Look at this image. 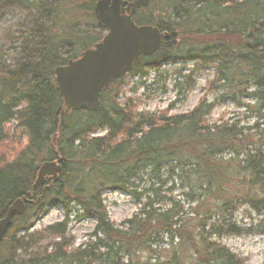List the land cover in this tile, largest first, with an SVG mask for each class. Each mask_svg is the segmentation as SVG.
I'll return each mask as SVG.
<instances>
[{
    "label": "trees",
    "instance_id": "obj_1",
    "mask_svg": "<svg viewBox=\"0 0 264 264\" xmlns=\"http://www.w3.org/2000/svg\"><path fill=\"white\" fill-rule=\"evenodd\" d=\"M167 1L162 25L135 16L136 24L169 37L130 74L149 89L163 79L162 60L190 62L195 69L173 83L179 93L194 86V74L211 69L207 90L215 102L204 96L180 115L135 114L132 100L118 102L123 79L101 92L98 111L64 114L53 71L104 36L96 0H0V144H9L10 124L27 139L13 162L0 160V220L17 199L35 203L13 217L0 264H143L144 253L164 264H244L219 240L264 235V0ZM179 31L214 41L181 50L173 42ZM150 71L157 78L145 84ZM226 102L243 108L252 125L209 123L215 103ZM46 161H58L61 174L41 197L33 183ZM107 190L136 203L121 228L108 220ZM51 202L64 219L33 230L32 216ZM241 207L261 217L247 231L232 220ZM72 214L95 222L93 242L75 249L67 233Z\"/></svg>",
    "mask_w": 264,
    "mask_h": 264
},
{
    "label": "rangeland",
    "instance_id": "obj_2",
    "mask_svg": "<svg viewBox=\"0 0 264 264\" xmlns=\"http://www.w3.org/2000/svg\"><path fill=\"white\" fill-rule=\"evenodd\" d=\"M168 9L169 1L167 0H150L149 6L140 11V16L162 25V23H165V13H167ZM11 19L10 16V21ZM180 31L185 34L183 28ZM180 31L179 33L175 32L176 42L174 43L180 45L181 47L178 49L181 50L186 46H197L214 41L211 37L178 36ZM185 39L189 41L180 43V41H184ZM160 67L163 79H157V84L154 83L149 89H144L141 85H138L137 77H133L130 74L125 76L122 81L123 86L118 95V102L124 103L126 100H132L135 114L145 113L155 115L162 112H167V115L186 114L204 96H206L207 101L211 103L215 102L217 95L207 90V83L213 76L211 69L198 71V73L192 76L194 86L192 85L191 89H186L184 92L177 93V89L173 87L174 81L178 79L177 74L188 75L192 69H195L194 65L190 62H186L183 65L181 61L162 60ZM155 78H157L156 73L150 71L145 84L151 83ZM250 117V115L244 112L243 108H237L230 102L223 104L215 103L207 121L213 123L232 119L233 121L238 120L240 126H250L253 123V119ZM7 128H9L8 132L10 133L11 140L9 144H0V160L11 163L15 160L21 149L25 147L26 137L22 136L18 130L13 129L12 124L8 125ZM103 134L104 132L100 131L95 135L101 136ZM176 194L177 191L175 192ZM102 199L108 220L116 228H121L123 222L129 220L137 211L136 203L127 194L122 192L104 191ZM63 219L62 207L58 202H51L44 208L41 215L35 214L31 218L33 230H40L48 225L61 222ZM232 220L237 227L247 231L250 226L259 223L261 217L256 216L247 207H241L232 216ZM94 227V221L76 218L72 214L68 218L67 223V233L73 240L72 248L75 249L87 241L93 242L91 235L94 232ZM69 240L67 239V241ZM219 242L231 253L240 257L244 261V264H264V235H259L254 231L252 233L244 232L240 235L224 237ZM161 249L165 250L167 248L166 246H161ZM147 257V254L144 253L139 256L138 260L143 264H164L165 261L162 258L157 260L156 256H152L151 259H147ZM95 264L103 263L98 261Z\"/></svg>",
    "mask_w": 264,
    "mask_h": 264
},
{
    "label": "water",
    "instance_id": "obj_3",
    "mask_svg": "<svg viewBox=\"0 0 264 264\" xmlns=\"http://www.w3.org/2000/svg\"><path fill=\"white\" fill-rule=\"evenodd\" d=\"M148 1L133 0L127 5V12L130 9L132 14L135 9L146 7ZM109 4L115 11L121 3L120 0H98L94 7L97 20H102L109 29L103 40L94 49L85 51L78 60L69 61L53 72L56 90L64 103V114L78 110L97 111L100 108V92L112 80L126 75L140 55H151L160 45L162 36L156 28L134 26L129 17L114 21L108 11ZM60 174L61 166L58 162L42 163L33 188L43 184L45 179L54 181ZM47 189H43L42 195ZM26 203L28 200L21 198L9 206L4 218L0 220V242L11 226L12 218L25 212Z\"/></svg>",
    "mask_w": 264,
    "mask_h": 264
},
{
    "label": "flooded vegetation",
    "instance_id": "obj_4",
    "mask_svg": "<svg viewBox=\"0 0 264 264\" xmlns=\"http://www.w3.org/2000/svg\"><path fill=\"white\" fill-rule=\"evenodd\" d=\"M132 1L133 0H120L121 4L118 5V7H117V9L115 11L112 8H110L111 4L108 5V9H109L108 11H110V13L112 14V18H113L114 21H121V20H124L126 17H129L131 22H132V24L134 26H136L135 16L141 11V9H135V11H133L132 14H131V10L130 9L127 12V5L130 4ZM98 22L103 23L102 20H98ZM102 27L108 29V27L105 24ZM173 42H176V41H173ZM162 43L163 42L161 41V44ZM152 56L153 55H151L150 57H152ZM147 58H149V57H147ZM140 59H146V57H140Z\"/></svg>",
    "mask_w": 264,
    "mask_h": 264
},
{
    "label": "clouds",
    "instance_id": "obj_5",
    "mask_svg": "<svg viewBox=\"0 0 264 264\" xmlns=\"http://www.w3.org/2000/svg\"><path fill=\"white\" fill-rule=\"evenodd\" d=\"M25 143H27V139H25Z\"/></svg>",
    "mask_w": 264,
    "mask_h": 264
}]
</instances>
